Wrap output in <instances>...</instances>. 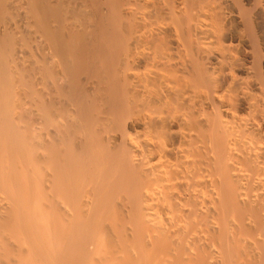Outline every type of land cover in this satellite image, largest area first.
<instances>
[{"label":"bare ground","instance_id":"6f19581e","mask_svg":"<svg viewBox=\"0 0 264 264\" xmlns=\"http://www.w3.org/2000/svg\"><path fill=\"white\" fill-rule=\"evenodd\" d=\"M12 46L0 264H264V0H0Z\"/></svg>","mask_w":264,"mask_h":264},{"label":"rangeland","instance_id":"374dc122","mask_svg":"<svg viewBox=\"0 0 264 264\" xmlns=\"http://www.w3.org/2000/svg\"><path fill=\"white\" fill-rule=\"evenodd\" d=\"M24 40H25V39H24ZM17 42H18V41H17ZM17 42L14 43V47H16V48H17V46H18L19 43H24L23 45H25L26 40H25V42H22V41L19 42V43H17ZM15 44H16L17 46H15ZM27 44H29V43L26 42V45H27ZM14 47L12 46V49H10V52H13V53H11V54H9V55L7 54L8 56H7V55H3V54L0 55V59H3V58H4L3 60H1V64H2V65L0 64V67H1V68H0V73H1V69H2V67H3V66L6 67V68L3 67V68L5 69V71H4L5 73L3 72L4 69H2V73H3L4 75L1 73L2 76H0V78H1V77H2V78H1L0 80H3V81H0V85L2 84V85L5 86V84H3V82H4V80H5V82H6V80H7L6 72L9 73V75L7 74V75H8V79H9V78H11V79L13 78V79H14V77L12 76V74H13L12 69H13V67H14V64H13V63H14V61H13V60H14V56H12V55H14V53L16 54V49H15ZM13 48L15 49V51H14ZM0 52H1V49H0ZM0 54H1V53H0ZM5 54H6V53H5ZM1 56H2V58H1ZM5 56H7V57H6L7 59L5 58ZM5 59H6V60H5ZM2 61H4V62H2ZM5 62H6V63H5ZM8 63H9L10 65H7ZM7 68H8L9 70H8ZM22 68H23V67H22ZM22 68H21V70L24 71V72H21L22 80H23V76H24V78L26 79V81H27V79L29 78L30 80L28 79L27 83H26V81H23V82L26 83L25 85H27L28 83H29V85H30V84L32 83V81H33V80H32L33 78H31V76H30V75H31V74H30L31 72H30V73L28 72V71H30L29 69H28V70H25V69H22ZM6 70H7V71H6ZM9 71L11 72V74H10ZM23 73H24V74H23ZM25 73H26V74H25ZM28 73H29L30 75H29ZM21 75H20V76H21ZM25 75H26L27 77H25ZM4 76H5V77H4ZM9 76H11V77H9ZM3 78H4V79H3ZM5 78H6V79H5ZM11 79L7 80V82L9 81L8 84H9V83H12V84L8 85L9 87H8V86H6V87H8V88H7L8 91H9V88H11L10 91H12V90H13V89H12V86L15 85V87H13V88H15L14 90L17 92V90H19V87H17V86H19V85L21 84V83H18L19 80H20V78H19V80L17 79L18 82H17L16 79H14V80L12 79V81H10ZM15 80H16L17 83L15 82ZM13 81H14L15 84L13 83ZM30 81H31V82H30ZM1 82H2V83H1ZM20 82H22V81H20ZM23 84H24V83H23ZM23 84H22V85H23ZM32 84H34V83H32ZM32 84H31V86H30L31 88L29 87L30 90L27 89V91H30V92H28V93L26 92V93H27L26 95L29 96V97L31 96V89H32V88H33L32 90L35 91L34 93L37 94V91L35 90L36 88H35V86H32ZM2 85H1V86H2ZM25 85H24V86H25ZM10 86H11V87H10ZM16 88H18V89H16ZM26 88H28V86H27ZM34 88H35V89H34ZM0 89H1V87H0ZM2 89H3V87H2ZM2 89H1V90H2ZM4 89H5V87H4ZM67 89H68V88H67ZM67 89H66L65 91H67V94H68V92H70V91L67 90ZM1 90H0V91H1ZM14 90H13V91H14ZM10 91H9V93H7V90H5V91H3V92L1 91L2 93L6 92V94L4 93V94H5L4 96H6L7 101H9V102H10V99L8 100V98H9V96H10ZM13 91H12L11 93H14ZM17 93H18V92H17ZM8 94H9V95H8ZM18 94L20 95V93H18ZM18 94H16V95H15V94H11L12 96H10L11 98H12V97L14 98L15 96L17 97V98L15 97L16 99L14 98L15 103L18 102V101L20 100V97H19ZM28 94H29V95H28ZM67 94L64 95V96H67V97H68L69 94H68V95H67ZM32 95H34V94H32ZM70 95H71V94H70ZM0 96H3V95L1 94ZM7 96H8V97H7ZM20 96H21V95H20ZM37 96H38V95H36V96L34 95V96H32V97H33V98H34V97L37 98ZM70 97H71V96H70ZM0 98H2V97H0ZM18 98H19V99H18ZM3 99H4V97H3ZM17 99H18V100H17ZM16 100H17V101H16ZM1 101L3 102V100H1ZM5 101H6V99H5ZM13 102H14V101H12V104H11V103H7V104H9L10 107H11V106H14V103H13ZM19 103H20V101H19ZM19 103H16V104H19ZM51 105H53V104L51 103ZM51 105L49 104V106H51ZM18 106H19V105H17L16 107H18ZM52 107H54V105H53ZM52 107H50V110H51V111H52V109H53ZM65 107H66V106H64V108H65ZM51 108H52V109H51ZM57 108H59V107H57ZM4 109H5V108H4ZM17 109H18V108H17ZM62 109H63V107H62ZM12 110H14V109H12ZM12 110L10 109L9 111H11V112H15V111H16V110H15V111H12ZM65 110H66V109H65ZM65 110H64V109L62 110L64 114H66V112H67V110H66V111H65ZM6 111H8V110H6ZM6 111H4V112H6ZM9 111H8V112H9ZM64 111H65V112H64ZM8 112H7V114H8ZM11 112H9V113H11ZM12 114H14V113H12ZM26 117H27V121H28V119L30 120V118H28V116H26ZM26 117L24 116V118H26ZM28 124H29V123H28ZM23 125H24V124H23ZM20 126H21V125H20ZM25 127H26V126H25ZM25 127L22 126L21 130L23 129L22 131H24ZM26 130H27V132H31V131L28 130V128H26ZM26 130H25V132H26ZM27 134H29V133H27ZM30 134H31V133H30ZM32 134H33V132H32ZM32 136H33V135H32ZM32 136H31V137H32ZM31 137H30V138H31ZM34 137H35V136H33L32 139L35 141L36 139H34ZM37 137H38V136H37ZM28 138H29V135H28ZM32 139H30V140L33 141ZM38 139H39V138H38ZM34 141H33V142H34ZM33 142H32V143H33ZM39 142H40V141L38 140V144H39ZM34 143L36 144V143H37V140H36V142H34ZM36 145H37V144H36ZM36 145L33 144V147L36 146ZM36 147H37V146H36ZM37 148H38V147H37ZM37 148L34 147L35 150H36Z\"/></svg>","mask_w":264,"mask_h":264}]
</instances>
